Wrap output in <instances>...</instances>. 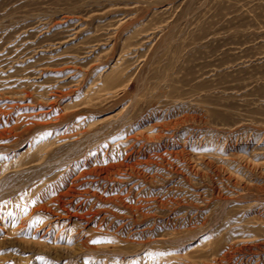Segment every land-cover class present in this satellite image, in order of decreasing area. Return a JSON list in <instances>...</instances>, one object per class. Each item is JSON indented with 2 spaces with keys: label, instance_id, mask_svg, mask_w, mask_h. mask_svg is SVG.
I'll return each instance as SVG.
<instances>
[{
  "label": "rangeland",
  "instance_id": "374dc122",
  "mask_svg": "<svg viewBox=\"0 0 264 264\" xmlns=\"http://www.w3.org/2000/svg\"><path fill=\"white\" fill-rule=\"evenodd\" d=\"M0 264H264V0H0Z\"/></svg>",
  "mask_w": 264,
  "mask_h": 264
}]
</instances>
